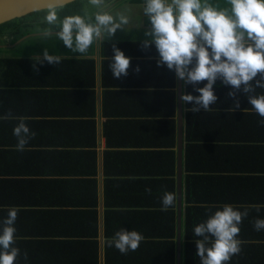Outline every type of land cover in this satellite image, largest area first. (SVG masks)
Returning a JSON list of instances; mask_svg holds the SVG:
<instances>
[{"label":"crops","instance_id":"0c3cea01","mask_svg":"<svg viewBox=\"0 0 264 264\" xmlns=\"http://www.w3.org/2000/svg\"><path fill=\"white\" fill-rule=\"evenodd\" d=\"M143 4L111 3L113 14L130 9L131 22L86 54L50 53L74 64L57 70L45 62L41 73L14 69L3 82L0 116L11 110L27 117L36 136L16 151L18 121L0 120V219L8 207L19 209L14 246L38 252L28 262L200 264L193 229L230 204L249 215L239 225L241 251L228 264H264V231L253 227L264 219V207L259 213L253 207L264 206L261 117L242 88L219 79L212 109L188 111L193 105L181 97L199 95L195 88L207 82L186 86L174 71L157 67L155 47H143L150 28ZM113 44L131 58L127 76L114 78L108 68ZM230 91L240 105L234 112ZM70 93L82 97L79 104L55 96ZM165 192L176 194V204L161 211ZM121 228L143 235L137 251L108 246Z\"/></svg>","mask_w":264,"mask_h":264},{"label":"clouds","instance_id":"9594fccd","mask_svg":"<svg viewBox=\"0 0 264 264\" xmlns=\"http://www.w3.org/2000/svg\"><path fill=\"white\" fill-rule=\"evenodd\" d=\"M225 7H217L209 0H144L143 15L147 17L150 28L145 32L147 39L143 47L154 46L157 53V67L166 66L174 71L177 79L187 86H195L206 81L203 87L195 88L199 95L184 94L182 102L193 106L188 109L193 113L210 111L217 96L214 84L219 79L226 86L239 91L242 88L247 96L251 110L261 119L264 127V94H257V89H264V0H225ZM110 0H87L84 15H59V9L49 3L44 9L41 23L48 27L40 31L44 38L55 35L63 45L73 53L86 54L98 41H105L115 36L117 30H124L130 24V9L111 12ZM95 9L88 15L87 8ZM53 28L59 30L53 33ZM113 56L108 58V68L114 78L128 75L131 58L112 45ZM36 63L45 61L58 65L63 57L50 54L43 49V56L31 58ZM136 71H139L137 67ZM259 75L253 85V80ZM236 91H230L234 105L229 112L240 107ZM27 117L13 116L11 110L0 116V120H16L13 128L16 138L15 150L23 152L30 140L36 136L27 125ZM151 193V188H146ZM176 194L165 192L161 198V211L174 208ZM257 213L262 205H255ZM19 209L8 207L7 215L0 219V264H16L21 255L15 247L16 228ZM249 210L243 211L233 205L225 204L193 229L197 248L196 255L200 264H228L231 258L241 251L239 236L243 219ZM253 227L257 232L264 231V219L256 218ZM144 237L136 230L124 228L116 231L108 239L109 247H115L121 254L137 251ZM24 260L28 254H23Z\"/></svg>","mask_w":264,"mask_h":264},{"label":"trees","instance_id":"16d2710c","mask_svg":"<svg viewBox=\"0 0 264 264\" xmlns=\"http://www.w3.org/2000/svg\"><path fill=\"white\" fill-rule=\"evenodd\" d=\"M117 0H110L111 3L115 2ZM210 3H212L213 5L217 6V7H225L226 6V2L225 0H209ZM87 4V0H77L73 3H70L66 6L63 7H58L59 11V15L61 18H63L65 15H84L85 11H86V6ZM44 15V10L43 11H38L35 13H32L28 16H25L23 18H19V19H15L13 21L4 23L2 25H0V35H3L6 31L11 30V29H16L18 26V23L21 22L20 25H23L24 27H26L29 22V19H36L38 22L40 21V17H42ZM42 24V23H40ZM45 25V24H42ZM47 26V25H45ZM54 29H58V28H54ZM47 62V61H45ZM44 62V63H45ZM77 61H62L61 63L64 66H67L69 64H74ZM84 62H86V60H79L78 63L80 64H84ZM36 61L32 60V59H28V58H4V57H0V96L4 95L6 93V91L4 90V86H3V82L6 81L7 76L11 73L12 70L14 69H21V71L23 72H29V73H41L40 68H38V64L37 63L34 69V65H35ZM49 64V63H48ZM51 66V64H49ZM54 68H56L57 70L63 69V66H54ZM46 73H48V71H46ZM27 86L33 87L34 86V79L30 78L29 81L27 82ZM58 99L62 100L65 104L67 105H73V104H79L80 100L82 99V97L79 96V94H75V93H70V94H59V95H55ZM80 98V100H79ZM94 103V102H93ZM81 106H77L74 108H80ZM173 256V253H172ZM31 262H26L24 263L22 256L20 255L17 259L16 264H29ZM32 264H44V263H35L32 262ZM58 264H70L67 262L64 263H58Z\"/></svg>","mask_w":264,"mask_h":264},{"label":"rangeland","instance_id":"374dc122","mask_svg":"<svg viewBox=\"0 0 264 264\" xmlns=\"http://www.w3.org/2000/svg\"><path fill=\"white\" fill-rule=\"evenodd\" d=\"M95 11V9L90 7L87 8L88 15H92ZM28 22L29 24L26 27L20 25L21 22H19L16 29L8 30L3 35H0V57H34L35 55H43L44 48L49 53H58L62 50L65 52L69 51L55 35L48 38L40 35V31L48 26L40 24L41 22H38L36 19H29ZM25 252L28 254L26 261L23 257ZM37 254L38 252L36 250H25L21 252L24 263L28 262L32 256ZM56 260L58 261V259ZM29 264H32V262Z\"/></svg>","mask_w":264,"mask_h":264},{"label":"water","instance_id":"95a60500","mask_svg":"<svg viewBox=\"0 0 264 264\" xmlns=\"http://www.w3.org/2000/svg\"><path fill=\"white\" fill-rule=\"evenodd\" d=\"M77 0H0V25L43 11L49 3L57 8Z\"/></svg>","mask_w":264,"mask_h":264}]
</instances>
